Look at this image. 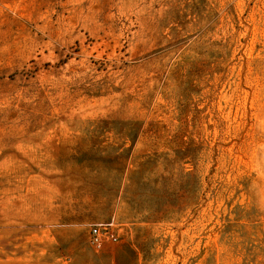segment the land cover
I'll return each instance as SVG.
<instances>
[{"label": "rangeland", "instance_id": "374dc122", "mask_svg": "<svg viewBox=\"0 0 264 264\" xmlns=\"http://www.w3.org/2000/svg\"><path fill=\"white\" fill-rule=\"evenodd\" d=\"M0 264H264V0H0Z\"/></svg>", "mask_w": 264, "mask_h": 264}, {"label": "built area", "instance_id": "2783aa9c", "mask_svg": "<svg viewBox=\"0 0 264 264\" xmlns=\"http://www.w3.org/2000/svg\"><path fill=\"white\" fill-rule=\"evenodd\" d=\"M117 241V235L113 232L112 226H94L90 230V243L94 247H100L106 239Z\"/></svg>", "mask_w": 264, "mask_h": 264}]
</instances>
